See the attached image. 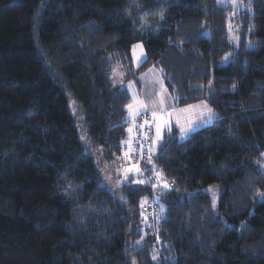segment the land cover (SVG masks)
<instances>
[{
	"label": "trees",
	"instance_id": "16d2710c",
	"mask_svg": "<svg viewBox=\"0 0 264 264\" xmlns=\"http://www.w3.org/2000/svg\"><path fill=\"white\" fill-rule=\"evenodd\" d=\"M239 2L0 0V264H264V0ZM150 67L217 113L139 166L174 188L122 174Z\"/></svg>",
	"mask_w": 264,
	"mask_h": 264
},
{
	"label": "snow or ice",
	"instance_id": "6c2138e0",
	"mask_svg": "<svg viewBox=\"0 0 264 264\" xmlns=\"http://www.w3.org/2000/svg\"><path fill=\"white\" fill-rule=\"evenodd\" d=\"M234 2H235V0H234ZM164 12H165V9H161L159 11L158 14H159L160 20L164 19ZM128 14H129V16H131L130 11ZM140 19L142 21L141 27H150V25L147 24V21L144 20L143 16H141ZM132 22L135 23L136 21L133 20ZM249 46H251V44ZM134 47H141L142 48V45H137ZM225 59H227V57H225ZM144 61H146V57L144 58ZM144 61H140V63H143ZM138 66H139V64H138ZM149 71L151 72L153 70L150 69ZM161 71H162V69H161ZM120 75L122 77L123 73H121ZM160 84H161V91L159 93H157L158 99H154L151 102V107L149 106L148 103H146L144 100L139 99L135 95H133L134 103L127 105V109H128V112L130 114V118H131L133 123L135 122V118L137 116L147 117L149 114L151 116L152 124L151 125L149 124L148 119H144L142 124L136 126L138 129H143V128H145V126H147L148 130L151 131L152 127L153 126L155 127V138L150 141V144L148 146V151L147 152L140 151L138 153V155L141 159H143L145 156H147V158H148L147 162L148 163H151L152 153L155 151V148L153 147V145L158 144V142L161 141L163 138L162 137V130L165 127H167L168 132L171 133L172 128H171V122L170 121H171L172 115L175 112L174 108L172 109V111H168L167 109H165L164 106H165V102H166L167 89L163 87L162 81H160ZM129 88H132V84H128L126 88L122 89L121 90L122 93L124 91H127V89H129ZM233 88H235V85H233ZM177 100H178V98H173L172 103L175 104L177 102ZM203 107H204L205 111L201 113V116L206 117V118L203 119L202 122L207 123L208 121H210L214 118L215 113L206 104ZM192 108H193V106H189V108L181 109L180 111L181 112H188ZM179 123H180L179 119H177V124L179 125ZM191 123H192V121L189 120L188 121L189 127H187V128L184 127L183 125H180L179 131L181 134V139L186 138L188 135H190V133L192 131H194V129L191 127ZM128 132L131 134L133 132V128H131V127L128 128ZM143 135H144V139L147 141L149 139L147 136V132H145ZM124 143H128V147H129V151L124 153V158L130 159L129 153L132 150L131 143L130 142H124ZM160 146L162 147L163 145H160ZM144 147H145L144 144H140L141 149H143ZM154 170H155V165L153 164L152 168H150L149 171H154ZM129 173H136L137 176L140 177V178H134L135 183L144 184L145 182H149V183H152L153 187H155L156 183L159 182L160 176H161L160 173H156L155 182H153V181L149 180V178L143 177L142 170L134 164L129 166V167L124 168V170H123L124 180H128ZM117 183L119 184L120 181L118 180ZM164 187L165 188L168 187V184L166 182L164 183ZM262 196H264V194H262ZM141 206H143V204ZM213 207H215V199L213 202ZM161 211H163V208H161ZM152 258L156 259V256L153 255ZM133 264H135L134 261H133Z\"/></svg>",
	"mask_w": 264,
	"mask_h": 264
},
{
	"label": "rangeland",
	"instance_id": "374dc122",
	"mask_svg": "<svg viewBox=\"0 0 264 264\" xmlns=\"http://www.w3.org/2000/svg\"><path fill=\"white\" fill-rule=\"evenodd\" d=\"M218 3L219 4H221V5H225V6H231L233 9H235V10H237L238 8H240V5H239V0H235V2H234V0H218ZM137 45H142V48L141 47H134V46H137ZM131 54H132V60H134L133 61V65L134 66H136V67H138V64L140 65L141 63H140V61H144V58L146 57V53H145V48H144V45L142 44V43H136V44H134L133 45V47H132V49H131ZM159 71V70H158ZM159 73V72H158ZM121 72H120V70H117L116 72H115V74H114V80L116 79V80H118V78H119V80H120V78H121ZM154 75H155V77H158V81L156 82L157 84H158V86H156L154 83H152L153 85H151V86H149L148 88H147V90L146 91H143V89H140V82L139 81H137L136 83L134 82L135 80H131V81H133L134 82V84H132V85H134V86H132V88H129L130 89V91H129V89H128V91H129V93H130V95H131V100H132V102H131V104L132 103H134V101H133V95H135V96H137L139 99H141V100H144L146 103H148L149 104V106L151 107V102L154 100V99H158V96H157V93H159L160 91H161V84H160V81H162V83H163V87L164 88H166L167 89V93H168V96L170 97L171 96V100L173 99V97H172V95L170 94V92L168 91V88L166 87V85H165V81H164V79H163V76L161 75V74H156V73H154ZM140 76V75H139ZM138 76V77H139ZM162 76V77H161ZM162 78V79H161ZM131 81H129L128 83H127V85L131 82ZM127 87V86H126ZM137 92L141 95H138L137 94ZM207 105L208 107H210L211 108V106L208 104V102H206V101H200V102H197V103H194V104H191V105H188V106H183V109H186V108H189V106H193V108L192 109H190L188 112H184L185 113V123L188 125V118L190 119V120H193V121H203V119H205L206 117H202L201 116V113L202 112H204L205 111V109H204V105ZM172 105H173V103H172ZM165 109H167L168 110V108H167V94H166V102H165ZM212 109V108H211ZM213 110V109H212ZM214 111V110H213ZM215 113V116H214V118L211 120L212 122L217 118V113L216 112H214ZM143 116H137L136 118H135V122L133 123L132 122V120H131V118H130V114H129V117H128V119H129V121H130V123H131V128H133L134 129V127L135 126H137L138 124H136V121L137 120H139L140 118H142ZM148 117V119H150V114L147 116ZM172 119H171V124H173V127L175 126V127H177V121L173 118V117H171ZM150 121V125L152 124V119H150L149 120ZM178 126H180V123H179V125ZM137 128V127H136ZM148 128V127H147ZM137 130H139L138 128H137ZM141 130V129H140ZM166 133H169L168 132V130H167V127H165L163 130H162V140L164 139V136H165V134ZM191 134V133H190ZM147 136H148V140L149 141H151L152 139H154L155 138V127L153 126L152 127V129H151V131H147ZM190 135H188L186 138H184V139H181V134H180V136L178 137L180 140H185V139H187L188 137H189ZM161 140V141H162ZM161 141H159L158 142V144H156V145H153V147L155 148V150L157 149V147H158V145H159V143L161 142ZM126 142H130L129 140H127ZM127 145H128V143H126ZM129 151V149H127V151L126 152H128ZM129 155H130V159H127V165H126V167H129V166H131V165H136L137 167H139L138 166V164L136 163V161H135V159H134V156H133V153H132V150H131V152L129 153ZM263 159H264V154H263ZM122 174H123V171H122ZM135 175H137L136 173H134Z\"/></svg>",
	"mask_w": 264,
	"mask_h": 264
},
{
	"label": "crops",
	"instance_id": "0c3cea01",
	"mask_svg": "<svg viewBox=\"0 0 264 264\" xmlns=\"http://www.w3.org/2000/svg\"><path fill=\"white\" fill-rule=\"evenodd\" d=\"M134 61V60H133ZM150 69H152L153 71H149ZM157 69L156 67H150L149 69H147L145 72H143L134 82L136 83L137 81L140 82V89H143V91H146L147 88L151 85H153L152 83H154L156 86H158V84L156 83L159 79L158 77H155L154 73L156 74H161V71ZM159 72V73H158ZM162 75V74H161ZM162 77V76H161ZM162 79V78H161ZM163 81V80H162ZM133 81H131L129 84H134ZM134 86V85H132ZM130 91V89H129ZM130 94V93H129ZM138 95H140L138 92H137ZM141 96V95H140ZM132 100H131V95H130V103L131 104ZM128 104V105H129ZM167 108H168V111H172V109L174 108L175 109V112L174 114L172 115V117L177 121V119H179V122H180V125H183L184 127H189V124L187 125L185 123V113L184 112H181L180 110L183 109V107H176L175 104L172 105V100H171V96L169 97L168 96V93H167ZM127 114H128V117H129V112H128V109H127ZM151 119V117H150ZM149 119V120H150ZM172 119V118H171ZM190 119L188 118V121ZM192 123H191V127L195 130L199 129V128H202L204 127L205 125H208L210 124L212 121H208L207 123H204L202 121H193L191 120ZM152 122V121H151ZM171 122V121H170ZM177 123V122H176ZM188 123V122H187ZM177 127H173V124H171V128L172 129H175L177 132H178V137L180 136V131H179V127L178 124H176ZM135 128V127H134ZM192 131V132H194ZM191 132V133H192ZM167 134V133H166ZM165 134V135H166ZM133 139H134V130H133V133L131 135V138H130V143L132 145L133 143Z\"/></svg>",
	"mask_w": 264,
	"mask_h": 264
},
{
	"label": "built area",
	"instance_id": "2783aa9c",
	"mask_svg": "<svg viewBox=\"0 0 264 264\" xmlns=\"http://www.w3.org/2000/svg\"><path fill=\"white\" fill-rule=\"evenodd\" d=\"M144 119H148V117H144L143 116L142 118H140L137 121L138 122V125L142 124ZM149 124H150V121H149ZM147 131H148L147 126H145V128H143L141 130L140 129L137 130V132L135 133L134 139H133V143H132V153H133V156H134V159H135L136 163L140 167L143 166V165L148 164V162H147V160H148L147 156H145L143 159H141L139 157V155H138V153L140 151H144V152H147L148 151V146H149L150 143L144 139V135H143ZM140 144H144L145 147L143 149H141L140 148ZM156 173H160V172L159 171H154L151 174V176L149 177V180L155 182ZM165 182L168 184V187L167 188H174V186H175L174 182L172 180H170V179H167V178L163 177V176H160V180H159L158 183H156V186L155 187H158V186L164 187V183ZM149 184L152 186V183H149ZM146 210H147V213H148L149 216H153L156 213L155 210H154L153 205H151V204H149L147 206Z\"/></svg>",
	"mask_w": 264,
	"mask_h": 264
}]
</instances>
